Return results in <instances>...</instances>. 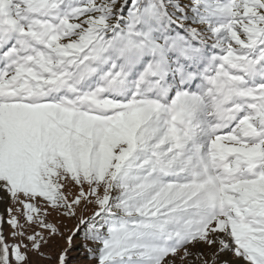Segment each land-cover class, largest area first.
<instances>
[{
    "label": "snow or ice",
    "instance_id": "6c2138e0",
    "mask_svg": "<svg viewBox=\"0 0 264 264\" xmlns=\"http://www.w3.org/2000/svg\"><path fill=\"white\" fill-rule=\"evenodd\" d=\"M264 264V0H0V264Z\"/></svg>",
    "mask_w": 264,
    "mask_h": 264
},
{
    "label": "rangeland",
    "instance_id": "374dc122",
    "mask_svg": "<svg viewBox=\"0 0 264 264\" xmlns=\"http://www.w3.org/2000/svg\"><path fill=\"white\" fill-rule=\"evenodd\" d=\"M41 264H49L47 261H42Z\"/></svg>",
    "mask_w": 264,
    "mask_h": 264
}]
</instances>
